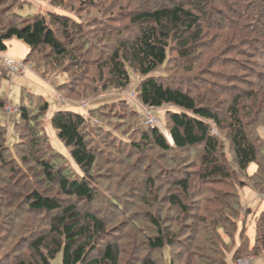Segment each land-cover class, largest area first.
<instances>
[{
  "label": "rangeland",
  "instance_id": "obj_1",
  "mask_svg": "<svg viewBox=\"0 0 264 264\" xmlns=\"http://www.w3.org/2000/svg\"><path fill=\"white\" fill-rule=\"evenodd\" d=\"M230 2L211 0L210 5L205 7V13L200 16L201 34L195 47L189 49V59L177 58V44L171 42V61L153 74L163 84L187 91L202 104L212 102L221 106V103L231 99L230 91L233 94L240 91L243 98L241 116L247 124L246 119L251 120L257 115L258 119H264V80L256 78L257 74L264 73V69H261L264 68V50L256 53L249 45H244L247 44L245 40H260V37L252 33L253 21L238 19L239 11L235 10H239V7L228 8ZM248 2L242 1L245 4ZM175 3L182 4L185 9L193 7L192 0H65L59 2V6L52 5L50 0H0L1 22L13 20L12 13L20 15L19 21L30 20L34 15L51 17V14H58L77 22L78 25L68 31L69 39L63 37L61 32L56 34L63 46L75 54L72 59L79 63L69 66V58L53 61L52 52L44 49L33 53L30 62H38V66L35 64L33 67L32 62H26L29 49L24 43L16 39L7 42V50L0 53V100L4 101V108L10 105L17 109V113L11 115L4 108L0 110V121L6 129L5 140L0 139L1 143L4 142L7 148V144L16 141L13 123L17 119L21 94L26 91L42 96L49 104L45 119L40 124L51 148L63 156L61 162L69 169L70 178L78 180L83 173L49 125L54 112L70 110L87 120L88 142L98 157L90 173L94 185L93 197L89 202L67 198L56 185L46 183L39 174H30L25 166L9 163L8 158L5 163L0 161V264L35 262L34 244L39 239L45 240L39 248L42 254H47V248L54 249L52 244L57 237L51 231L52 219L62 213L30 210L28 204L33 194L57 199L64 209L73 207L74 213L79 215L76 221L81 227L91 229L86 215L102 222L104 234L95 238L90 247L82 238L77 242L88 251L86 262L99 259L105 247L112 245L118 253L117 264H138L146 255L161 260L163 256L165 264L170 256L175 264H195L199 255L205 256L207 253L204 248L208 246V239L212 238L215 226L212 221L217 220V216L212 214L213 210L219 208L220 212L229 213L228 208L235 203V199L231 198L235 191L231 190L240 189V184H246L239 191L242 208L234 219L236 228L227 221H220L219 226H224L225 231L234 232L230 233L234 244L247 241L244 237L239 238V233L244 231L250 244L254 243L255 230L259 227L256 222L262 212L264 217V197L258 195L250 183L247 185V176H252L257 166L250 164L246 173H241L232 159L226 131H219L213 126V134L221 141L219 160L229 174L225 180H203L202 151L199 147L179 151L172 157L151 145H144L136 134V126L141 130L156 128L167 135V113L172 108L142 107L135 94L139 76L128 67L131 83L126 89H115L108 77L107 65L112 52L118 50L119 43L132 39L136 30L131 21L133 14ZM192 10L195 11L194 7ZM70 38L78 39L71 42ZM246 52L254 57L241 55ZM259 55H262V59ZM5 60L24 66L25 73L13 75L4 67ZM65 65L68 69H65ZM250 92L255 99L250 97ZM148 118H153V127L144 124ZM247 132L253 136L252 141L259 148L254 136L255 127H248ZM258 133L264 139V128H258ZM132 144L139 145L143 152L136 151L133 146L130 148ZM263 178L262 171L254 179L261 189ZM179 179L189 180L188 193L185 197L180 195L188 209L184 215L167 204L169 194L180 193L172 185L174 180ZM225 206L227 209L222 208ZM150 213L156 218L158 215L162 219L165 216L169 218L170 214L176 218L170 227L176 232L179 244L171 251L168 248L163 253L148 250L146 238L154 232L147 219ZM165 225L166 221L161 223V227ZM237 227L238 232H235ZM219 232L225 242H231L222 229ZM58 241L62 246L63 240ZM179 253L181 255L176 260ZM60 254L54 257L51 264H61ZM252 256L244 253L240 258ZM231 263L229 255L227 264Z\"/></svg>",
  "mask_w": 264,
  "mask_h": 264
},
{
  "label": "trees",
  "instance_id": "obj_2",
  "mask_svg": "<svg viewBox=\"0 0 264 264\" xmlns=\"http://www.w3.org/2000/svg\"><path fill=\"white\" fill-rule=\"evenodd\" d=\"M64 1L50 0L52 5L57 6H59V2ZM230 1L228 8L239 7V10H235L239 11L238 19L253 21L252 33L260 37L258 38L260 40H245L247 44L244 45H249V48L256 53L264 50V0H249L247 4L242 3L247 0ZM210 2L211 0H192L196 12L192 10L193 7L185 9L182 4L175 3L169 7L134 13L131 21L136 30L132 39L119 43L118 50L112 52L107 65L108 77L115 89L124 90L131 83V76L126 68L128 67L139 76L135 94L142 107L157 109L170 106L172 108L167 113V135H163L156 128L141 130L136 126V131H138L136 134L139 135L141 143L146 146L151 145L164 155L170 154L172 157L179 151L199 147L202 151L203 180L209 181L215 178L225 180L229 174L220 163L221 141L217 135L213 134L212 126L219 131H226L230 153L238 170L241 173H246L250 164L257 166L253 175L247 176V185L250 183L251 188L258 195L264 197V185L261 189L254 181L262 171L264 174V139L258 133V128H264V119H258L259 115H257L251 120L246 119L247 124H245L246 122L241 116L243 98L240 91L235 94L230 91L231 99L227 103H221V106L213 105L212 102L202 104V102L198 103L187 91L163 84L159 77L153 74L159 67H163L171 61L169 56L172 49L171 42L177 44L175 48L177 58L189 59V49L195 47L201 34L199 21L202 17L200 16L205 13V7L207 8ZM10 15H13V20L0 21V53L7 50L8 41L16 39L29 49L26 62L31 63L30 58L38 50L48 49L52 52L53 61L54 59L69 58L70 60L67 62L69 66L79 65L78 60L72 59L75 54L63 46L56 34V32H61L63 37L69 39L68 31L78 25L77 22L58 14H51V17L34 15L30 20L20 21L18 20L20 15L15 13ZM73 39L77 40L78 38H72V40L70 38V41L73 42ZM241 55L245 58L254 57L250 52ZM259 57L262 59V55ZM31 64L34 65L33 67L35 64L36 67L38 66V62ZM67 67L65 65V69H68ZM261 69L264 68L261 67ZM256 78L264 80V73L257 74ZM253 96L254 94H251L250 97L255 99ZM25 102L30 104L26 105ZM3 108L4 101L0 100V110ZM48 110L49 104L42 96L32 95L26 91L22 92L17 119L13 123L16 141L11 145L7 144L6 148L4 142L1 143L0 140V161L5 163L8 158L9 163L13 164L12 162H14L19 167L25 166L30 170V174H39L40 179H44L46 183L56 185L67 198L89 202L93 197L92 185H94L90 173L96 166L98 157L95 149L88 142L87 120L81 114L70 110H58L52 114L49 120V125L54 130L56 138L67 149L73 163L83 173L80 179L74 180L70 178V171L64 166V162H61L63 156L51 148L43 126L40 124L45 119ZM252 126L255 127L254 136L260 145L259 148L252 141L253 136L247 132V128ZM5 130L0 121V139L3 141L6 137ZM132 146L136 151L143 152L139 145L132 144L130 148ZM260 158L263 159L260 160ZM31 170L33 171L31 172ZM188 181V179L174 180L172 185L180 193L169 194L167 197V204L181 215H184L188 210L180 196L185 197L188 193ZM245 186L246 184H240V189L231 190L235 191L234 194H231L235 203L229 207L230 209L228 208L229 213L220 212L219 208L213 210L212 214L217 216V220L212 221L215 224L212 229V238L208 239V248L206 246L204 248L208 255L207 253L205 256L199 255L198 262L195 264H227L229 255L231 260L237 261L244 253H248L250 256L264 253L263 212L256 222L259 227H256L253 244H250L245 231L239 233V238L244 237L247 241L234 244L233 236L230 234L234 232L225 231L224 226H219L220 221H227L236 228L234 219L237 218L238 211L242 208L239 191ZM28 206L30 210L36 212L62 213L61 216L54 217L51 224L52 234L57 237V240L52 244L54 249L47 248L48 252L44 255L39 248L42 247L45 240L39 239L38 243L34 244L35 262L19 261L14 264H51V261L59 253H61V264H117L118 253L114 246L107 245L99 259L86 262L88 251L85 246L77 243L82 238L87 247H90L95 238L104 234L102 222H99L95 217L86 215V220L91 225L89 230L86 227H81L76 221L79 215L74 213L73 207L64 209L57 199L33 194ZM222 208L227 209V206ZM147 219L154 229L153 235L146 238L149 251L163 253L165 248L171 251L176 244H179L176 232L170 227V223L176 221V218L171 214L169 218L165 216L162 219L161 215L156 218L150 213ZM164 221L167 225L161 227V223ZM219 229H222L223 233L230 237L233 244L222 239ZM235 232H238V227ZM58 239L63 240L62 246ZM210 254L216 256L211 257ZM180 255L181 253L175 259L177 260ZM138 264H165V260L163 256L161 260L146 255ZM167 264H175L172 256L168 258Z\"/></svg>",
  "mask_w": 264,
  "mask_h": 264
},
{
  "label": "built area",
  "instance_id": "obj_3",
  "mask_svg": "<svg viewBox=\"0 0 264 264\" xmlns=\"http://www.w3.org/2000/svg\"><path fill=\"white\" fill-rule=\"evenodd\" d=\"M4 67L11 71L13 75L15 76H21L25 73L26 68L22 65L16 64L15 62H11L9 60L4 61ZM8 114L13 115L14 113H17V109L13 108L10 105H6L4 108ZM144 124L148 127H153L155 125L153 118H148ZM237 264H247L245 260L238 259Z\"/></svg>",
  "mask_w": 264,
  "mask_h": 264
},
{
  "label": "crops",
  "instance_id": "obj_4",
  "mask_svg": "<svg viewBox=\"0 0 264 264\" xmlns=\"http://www.w3.org/2000/svg\"><path fill=\"white\" fill-rule=\"evenodd\" d=\"M1 54H3V53H1ZM262 205H264V203ZM263 255H264V253H261L260 255L252 256L248 259H244V258H239V259L245 260L247 264H264V256ZM236 263H237V261L232 260L231 264H236Z\"/></svg>",
  "mask_w": 264,
  "mask_h": 264
}]
</instances>
